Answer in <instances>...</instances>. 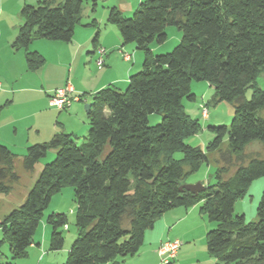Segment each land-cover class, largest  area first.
Instances as JSON below:
<instances>
[{"label": "trees", "instance_id": "16d2710c", "mask_svg": "<svg viewBox=\"0 0 264 264\" xmlns=\"http://www.w3.org/2000/svg\"><path fill=\"white\" fill-rule=\"evenodd\" d=\"M83 1L38 0L21 7L22 23L11 44L24 51L28 70L44 63L43 55L30 49L31 42L70 41L81 22ZM94 5L92 0L91 10ZM107 22L123 43L133 42L142 51L141 68L128 77L124 90L107 86L92 94L80 143L56 133L26 148L21 164L28 172L48 150H55V156L43 165L22 203L0 220V257L5 240L8 264L27 255L43 210L67 184L73 190L76 236L63 264H105L132 256L164 212L197 203L199 213L214 223L205 234V247L215 264H264V190L255 221L233 214L236 199L253 179L264 177V158H249L229 175L227 165L217 164L215 181L202 191L181 188L212 153L228 163L232 156L242 158L246 144H264V115L257 114L264 110V88L256 85L257 76L264 75V0H141L130 17L112 6ZM88 24L96 26L94 19ZM170 25L181 33L178 44L154 54L150 44L163 42ZM97 36L98 31L94 42ZM194 80L209 82L213 100L233 106L229 125L208 127L214 137L205 151L184 143L201 128L182 104L183 98L195 100L190 93ZM152 113L160 121L149 125ZM16 156L0 143V193L10 192L18 180ZM45 220L52 227L48 249L58 251L66 215L51 213Z\"/></svg>", "mask_w": 264, "mask_h": 264}, {"label": "crops", "instance_id": "0c3cea01", "mask_svg": "<svg viewBox=\"0 0 264 264\" xmlns=\"http://www.w3.org/2000/svg\"><path fill=\"white\" fill-rule=\"evenodd\" d=\"M34 1L0 0V7H9L5 17L0 8V104L3 105L0 110V143L17 155L14 166L17 159L21 161L18 156H22L29 145L47 142L56 133L74 136L76 142L83 138L88 129L84 105L92 94L107 86L118 90L126 87L128 77L141 68L143 60L142 51L133 42L123 43L117 29L109 27V23H103V18L92 13L75 26L68 42L34 39L30 49L41 53L44 63L36 70H28L24 51L15 50L11 43L22 23L21 7ZM84 10L86 13L88 7ZM92 19L96 26L88 24ZM96 31L98 36L94 42ZM41 44L46 46V52H42ZM99 47L104 48L103 54L97 52ZM150 48L154 49L151 44ZM98 58L102 60L101 65L96 63ZM67 83L73 87V94L82 99L73 100L63 109L49 106L48 98L53 90ZM3 213L6 214L0 212L1 218L5 215ZM197 224L209 228V223L205 225L202 221L199 203L169 209L144 232L142 245L135 255L105 264H161L156 250L166 239H178L181 243L176 256L168 264H215V259L206 251L204 238L202 246L196 247L197 238L193 231ZM36 231L27 255L13 264H57L59 258L53 255L56 251L48 249L46 225H42L40 237ZM2 251L8 259V248L2 247Z\"/></svg>", "mask_w": 264, "mask_h": 264}, {"label": "rangeland", "instance_id": "374dc122", "mask_svg": "<svg viewBox=\"0 0 264 264\" xmlns=\"http://www.w3.org/2000/svg\"><path fill=\"white\" fill-rule=\"evenodd\" d=\"M141 0H95L94 10H91L92 0H84L82 6V18L81 21H84L86 16L93 15L95 13L98 17L103 18V23L107 22L108 11L112 6H115L124 17H130L135 9L137 8L139 2ZM5 2V0H4ZM37 1L35 0V4ZM88 10L85 13L84 8ZM1 11L3 10V17L7 15L9 7L4 5L0 7ZM100 31L102 26L98 25ZM109 27H116L112 24ZM166 38L163 42L157 43L156 41L151 43V46L154 48H150L154 54H162L171 51L179 42L181 33L177 29L176 26L170 25L165 28ZM43 41V40H42ZM35 42V40H34ZM42 48V52H46V46L43 44L40 45ZM140 70V69H138ZM136 70L135 72H137ZM256 85L260 88H264V75L259 74L256 78ZM126 87H123L121 90H124ZM190 93L195 95L194 101H189L186 98L182 99V104L184 106L185 112L193 119H198L201 128L200 130L185 138L184 143L197 146L201 148L203 151L206 149V145L209 141H211L214 137V133L209 130V126H219V125H229L231 119L233 117V106L232 104L226 101H214V88L213 85L207 81H192L190 84ZM251 94V88H247L244 93V97L249 99ZM201 105H204L207 110V117L203 118L201 116ZM257 114L264 115V110L257 112ZM160 121V115L157 113H152L148 116V124L152 125ZM72 139L75 140V137L72 136ZM227 138L224 136L222 140V147L225 148ZM82 138H78L77 142L80 143ZM55 156L54 150H49L44 158L40 160V163L35 167L32 172H28L23 169L21 161L17 159V163L14 166V172L18 175V180L12 185V190L6 193H0V212H8L13 208L18 207L23 201V194L26 192L35 182L41 168L43 165L53 159ZM176 158L181 156V153L177 152L175 154ZM21 157V156H18ZM252 157H261L264 158V144L258 141H252L243 149V156L241 159L237 160L235 157H231L228 163H225L221 160L219 154L216 152L212 153L208 157V162H202L198 169L190 173L184 179V184H193V183H201L203 185L212 184L215 179L213 176L214 170L217 164L227 165L228 175L231 174L235 167L241 163H246L249 158ZM217 160V163H216ZM264 190V177H257L252 180L249 184L246 193L244 196L236 199L233 205V214L234 215H244V220L246 222H252L256 220V207L258 201L261 197V194ZM74 210H75V202L73 198V190L71 186L64 185L61 189L54 193L48 205L42 212V217L37 226L36 235L41 233L42 225H46L49 230V235L51 233L52 227L50 224L46 222V217L51 213H64L66 215V226L59 227L61 231L64 242L63 246L60 250L53 252V255H57L59 261L57 264H63L67 255L66 247L72 243L76 236V226L74 224ZM5 214V213H3ZM2 214V215H3ZM1 215V216H2ZM4 216V215H3ZM2 216V218H3ZM1 218V217H0ZM1 218V219H2ZM203 223L208 224L209 228L214 227V223L209 222L205 216L202 215ZM205 229L204 225L198 227H194L193 233L196 235V247L199 248L202 246L203 238L205 243V232L210 229ZM205 230V231H204ZM201 235V237H200ZM47 236V235H46ZM49 239V238H48ZM47 242V239H46ZM205 246V244H204ZM2 247L7 249L8 244L5 240L2 244ZM141 247V246H140ZM139 247V249H140ZM138 249V250H139ZM2 250V248H1ZM138 252V251H137ZM136 252V253H137ZM3 253V251H2ZM135 253V254H136ZM134 254V255H135ZM65 257V258H64ZM63 258V259H61ZM61 259V260H60ZM119 259V258H118ZM124 259V258H123ZM0 264H8V259L5 258L4 253L0 257Z\"/></svg>", "mask_w": 264, "mask_h": 264}, {"label": "built area", "instance_id": "2783aa9c", "mask_svg": "<svg viewBox=\"0 0 264 264\" xmlns=\"http://www.w3.org/2000/svg\"><path fill=\"white\" fill-rule=\"evenodd\" d=\"M97 52L99 54H103L104 48L99 47ZM96 63L101 65V58H98ZM81 99L82 97L80 95L73 94V87L67 83L65 86L58 87L53 90L52 94L48 98V105L58 109H63L67 107L73 100ZM201 116L203 118L207 117V110L204 105H201ZM180 244L181 243L178 239H166L161 241L156 250L160 263L168 264L176 256Z\"/></svg>", "mask_w": 264, "mask_h": 264}, {"label": "water", "instance_id": "95a60500", "mask_svg": "<svg viewBox=\"0 0 264 264\" xmlns=\"http://www.w3.org/2000/svg\"><path fill=\"white\" fill-rule=\"evenodd\" d=\"M88 108H89V104L86 103V104L84 105V110L87 111ZM204 186H205V185H203V184L197 182V183H193V184H183L181 188H184V189H186V190H189V191H191V192H193V193H197V192H199V191H202V190L204 189Z\"/></svg>", "mask_w": 264, "mask_h": 264}]
</instances>
